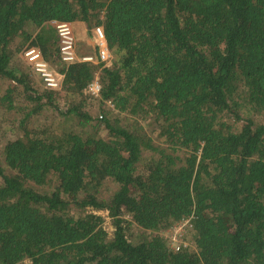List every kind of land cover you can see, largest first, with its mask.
Wrapping results in <instances>:
<instances>
[{"label":"trees","instance_id":"obj_1","mask_svg":"<svg viewBox=\"0 0 264 264\" xmlns=\"http://www.w3.org/2000/svg\"><path fill=\"white\" fill-rule=\"evenodd\" d=\"M52 21L103 25L112 66L64 64ZM33 46L60 89L38 87ZM0 78V130L24 99L0 264H264V0H0ZM46 107L80 127L30 129ZM185 218L175 251L163 232Z\"/></svg>","mask_w":264,"mask_h":264},{"label":"built area","instance_id":"obj_2","mask_svg":"<svg viewBox=\"0 0 264 264\" xmlns=\"http://www.w3.org/2000/svg\"><path fill=\"white\" fill-rule=\"evenodd\" d=\"M51 25L56 31L59 41V57L64 64L70 65L76 62H85L96 65L103 64L107 67L112 66L113 55L108 47L103 25L92 29L91 36L95 52L85 55L78 53L73 23L52 21ZM23 55L45 88L54 90L61 88L64 75L52 66L39 47H28L23 52ZM88 90L92 95L100 96L101 86L98 78L89 85ZM192 227L191 218H185L166 230L163 235L170 242L172 248L175 251H179L182 247L188 245L185 237L188 230Z\"/></svg>","mask_w":264,"mask_h":264},{"label":"rangeland","instance_id":"obj_3","mask_svg":"<svg viewBox=\"0 0 264 264\" xmlns=\"http://www.w3.org/2000/svg\"><path fill=\"white\" fill-rule=\"evenodd\" d=\"M75 36H76V45L78 53L81 55L92 54L95 52L94 44L92 40V30H88L86 26L83 24H77L74 26ZM59 44V41H58ZM44 55V54H43ZM49 61V60H48ZM50 62V61H49ZM53 67H55L58 71L56 65L50 62ZM60 72V71H59ZM35 81L42 90L45 89L42 81L35 78ZM11 85L10 80L0 78V99L6 93ZM16 103L14 109L8 111L6 109L1 108L2 113V129L0 130V156L3 157V150L8 141L20 138L23 136L19 124L23 120L22 115L24 114V99L22 97L16 98ZM67 104L66 97L60 99L59 105L64 108V105ZM92 114L96 117L99 115V105L93 104L91 106ZM232 122V121H231ZM242 123V122H241ZM27 126L30 129L40 128V129H49L53 130L57 133L62 131H68L69 129H73L76 126L78 129L80 126L77 125V120L72 117H62L57 113L52 107H46L41 111V113L35 117H33L30 122H28ZM88 131L92 132L93 129L88 127ZM101 134L105 135L106 132L101 130ZM105 217V226L107 227L110 236L113 235L114 228L112 226V219L108 216L107 212H100ZM164 233V232H163ZM186 243L189 245L191 242L188 241L185 237ZM23 264H30L29 261H25Z\"/></svg>","mask_w":264,"mask_h":264},{"label":"crops","instance_id":"obj_4","mask_svg":"<svg viewBox=\"0 0 264 264\" xmlns=\"http://www.w3.org/2000/svg\"><path fill=\"white\" fill-rule=\"evenodd\" d=\"M43 53V52H42Z\"/></svg>","mask_w":264,"mask_h":264}]
</instances>
